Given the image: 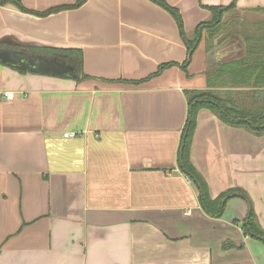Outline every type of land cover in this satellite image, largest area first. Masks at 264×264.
<instances>
[{
	"label": "crops",
	"instance_id": "1",
	"mask_svg": "<svg viewBox=\"0 0 264 264\" xmlns=\"http://www.w3.org/2000/svg\"><path fill=\"white\" fill-rule=\"evenodd\" d=\"M19 1L26 11L0 4V49L77 48L85 77L0 61V92L12 93L0 99V264H264V242L242 230L250 209L264 230V134L198 110L192 165L211 198L245 194L219 217L177 155L184 90L206 89L208 67L264 39V0H162L187 33L206 6L235 2L222 37L207 50L203 34L187 72L177 23L152 0ZM167 62L176 64L146 79Z\"/></svg>",
	"mask_w": 264,
	"mask_h": 264
},
{
	"label": "trees",
	"instance_id": "2",
	"mask_svg": "<svg viewBox=\"0 0 264 264\" xmlns=\"http://www.w3.org/2000/svg\"><path fill=\"white\" fill-rule=\"evenodd\" d=\"M84 1L86 0H76L73 4L66 7L75 8L84 3ZM152 1L168 10L177 23L179 35L188 51L187 58L179 64L185 72H187L191 55L200 43L203 34L206 35V49L209 50L213 47L214 39L223 35V14L235 6L234 1L227 5L206 6L209 11V17L198 23L191 33H187L183 29L182 19L178 10L167 5L162 0ZM7 2L13 3L22 11H26V8L19 0H0V4ZM62 8L65 7L50 8L36 13L38 15H47ZM222 40L218 41L221 42ZM243 48L242 53L237 58L217 62L207 68L206 89L184 90L187 113L178 146V166L196 187L200 204L210 215L215 217L222 215L227 198L245 194L240 189L229 188L216 197L211 198L206 182L190 161V146L196 126V116L201 108L211 110L229 125L246 128L255 135L264 134V39L258 36L252 42H245ZM40 54L62 58L76 67L77 77L84 75L81 69V51L77 48L53 49L50 53ZM175 64V62L160 64L157 70L146 79L158 75L163 69ZM18 70L25 71L23 69ZM242 223V230L245 234L264 242V230L258 224L256 215L251 209L246 213ZM232 246H234L232 242L222 244L224 249Z\"/></svg>",
	"mask_w": 264,
	"mask_h": 264
},
{
	"label": "water",
	"instance_id": "3",
	"mask_svg": "<svg viewBox=\"0 0 264 264\" xmlns=\"http://www.w3.org/2000/svg\"><path fill=\"white\" fill-rule=\"evenodd\" d=\"M0 61L9 66L31 72L55 76H78L76 67L62 58L28 53L18 49H0Z\"/></svg>",
	"mask_w": 264,
	"mask_h": 264
},
{
	"label": "built area",
	"instance_id": "4",
	"mask_svg": "<svg viewBox=\"0 0 264 264\" xmlns=\"http://www.w3.org/2000/svg\"><path fill=\"white\" fill-rule=\"evenodd\" d=\"M12 97V93L9 91L0 92V99H10ZM65 136L73 135V133H65Z\"/></svg>",
	"mask_w": 264,
	"mask_h": 264
}]
</instances>
